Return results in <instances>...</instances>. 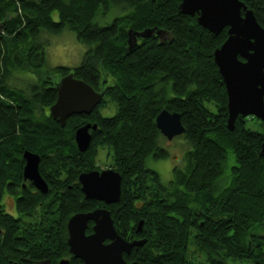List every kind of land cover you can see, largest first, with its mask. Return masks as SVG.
<instances>
[{
  "label": "trees",
  "instance_id": "16d2710c",
  "mask_svg": "<svg viewBox=\"0 0 264 264\" xmlns=\"http://www.w3.org/2000/svg\"><path fill=\"white\" fill-rule=\"evenodd\" d=\"M180 1L0 0V167L20 170L27 149L40 155L39 169L50 184L65 185L56 201L18 205L22 212L48 217L33 230L55 241L60 257L68 255V218L105 207L120 236L146 239L123 253L128 264H264V236L252 233L264 227V155L258 154L264 130L247 126L256 117L241 115L232 131L226 128L227 94L213 52L226 39L227 27L210 32L195 15L179 12ZM241 1L264 28V0ZM115 8L121 13L100 23ZM65 28L88 49L73 68L46 69L40 34ZM150 28L151 36L138 37L127 49L129 30ZM15 72L34 79L15 87L9 83ZM69 72L102 90L103 97L89 114H73L61 126L44 110L56 99L54 74ZM108 100L117 109L103 116L99 107ZM162 108L180 114L185 127L180 136L189 143L185 165L174 167L168 183L146 165L149 156H168L155 123ZM86 122L97 128L81 152L74 132ZM104 145L113 149L110 166L121 175L119 200L111 204L86 199L78 182L81 172L97 167ZM91 226L88 221L86 232ZM191 248L200 262L190 257ZM70 264L83 261L71 257Z\"/></svg>",
  "mask_w": 264,
  "mask_h": 264
},
{
  "label": "water",
  "instance_id": "95a60500",
  "mask_svg": "<svg viewBox=\"0 0 264 264\" xmlns=\"http://www.w3.org/2000/svg\"><path fill=\"white\" fill-rule=\"evenodd\" d=\"M178 10L182 14L196 15L199 25L218 34L227 27V37L213 52V59L222 76L227 94L228 117L226 128L232 131L238 115L254 116L261 121L264 130V28L258 23L252 10L241 0H181ZM153 28L142 31H128L127 49L137 43L138 37L151 36ZM157 35L160 31H154ZM103 80V84L106 83ZM56 99L49 106L53 120L64 126L73 114H89L101 103L103 91L95 90L90 84L69 72L55 84ZM155 123L160 133L168 140L185 132L176 111L162 108ZM96 123L87 122L76 128L74 139L79 151H85L91 141V131ZM259 156L264 155V136ZM25 164L23 174L38 187L47 191V185L40 176V156L30 150L23 152ZM81 191L86 199H95L105 204L118 202L121 193V175L113 168L90 170L78 175ZM88 221L92 231L86 232ZM143 220L136 231L142 230ZM68 251L84 264H127L123 253H129L133 246L146 242L145 238L127 240L116 231L110 211L97 207L86 212L71 215L66 222ZM60 264H68L61 259ZM130 264H140L133 261Z\"/></svg>",
  "mask_w": 264,
  "mask_h": 264
},
{
  "label": "flooded vegetation",
  "instance_id": "af4514ba",
  "mask_svg": "<svg viewBox=\"0 0 264 264\" xmlns=\"http://www.w3.org/2000/svg\"><path fill=\"white\" fill-rule=\"evenodd\" d=\"M44 111L49 113V109ZM90 131L92 132V130ZM25 150L27 149L21 153L23 164L20 170L6 166L0 167V264H60L61 259L68 260V264H70L71 257L74 256L68 250V255L56 256L58 245L55 241H51L50 238L46 242L41 241L39 239L40 234L33 230L38 221H47L48 217L32 214L26 210L22 212L19 209L20 206L18 205L23 207L24 204L37 203L38 206H42L39 199L54 198L58 190L56 189L57 183L50 184L48 182L49 175L46 174V177L43 175L39 169V164L40 176L47 185L46 192H41L31 179L24 177L25 160L23 152ZM94 169L102 170L103 168ZM67 189H71V186L69 185ZM13 208H15L14 214L10 213ZM26 226L33 229L27 230ZM37 235L39 236L37 237ZM48 253L51 254L47 256ZM195 258L199 259L200 255L197 254Z\"/></svg>",
  "mask_w": 264,
  "mask_h": 264
},
{
  "label": "rangeland",
  "instance_id": "374dc122",
  "mask_svg": "<svg viewBox=\"0 0 264 264\" xmlns=\"http://www.w3.org/2000/svg\"><path fill=\"white\" fill-rule=\"evenodd\" d=\"M117 13H121L120 9L115 8V10L109 11L107 14L104 15L100 23L110 22L111 19L114 17V15H116ZM52 17L55 20H57L58 14L56 11L52 12ZM40 41L43 43L44 46L46 69H51L57 65H63L73 68L79 65V63L82 60L84 52L88 49V45L78 41L75 33L68 28L63 29L60 33L57 34H51L49 32L43 31L40 34ZM13 75L14 78L9 83L13 84L15 87H22L28 81L29 79L28 77L33 78V75L31 73H26V72H15ZM54 75L56 76L57 81L61 78V76H59L58 74H54ZM110 82H112V79L110 80ZM53 103L54 102H52V104ZM116 109H117L116 103L110 100H108L104 105H101L99 107V111L103 116H112L116 112ZM247 126L252 129L262 128L261 121L258 118L248 119ZM160 144L161 146L167 149L168 156L159 159H154L153 157L149 156L146 158V165L156 170L159 173L161 180L164 183H168L173 178L174 167H183L185 165L186 163L185 151L189 147V143L183 136H176L171 140H168L164 137L163 139L160 140ZM112 159H113V149L109 145H104L102 147H99L98 154L96 156V165H97L96 168L97 169L112 168L110 166L112 163ZM232 162H233V158L231 155H229L227 159V164L230 165L232 164ZM227 172H228V168H226L225 170V173ZM63 186L65 185L57 183L56 189L58 190L56 191L55 196L58 195L59 189L63 190ZM10 213L14 214L15 208H13L10 211ZM26 229L31 230L33 228H29L26 226ZM37 233L40 234V236L37 235V237L39 236V239H41V241L46 242V239H48L46 237L47 234L41 232H37ZM252 233L264 236V227L259 228ZM190 251L195 252V254L191 256V258L196 259L195 257L198 254L196 253V250L195 249L193 250V248H191ZM59 253L60 250H57L56 255L58 257H60ZM196 260L200 262V259L197 258Z\"/></svg>",
  "mask_w": 264,
  "mask_h": 264
},
{
  "label": "bare ground",
  "instance_id": "6f19581e",
  "mask_svg": "<svg viewBox=\"0 0 264 264\" xmlns=\"http://www.w3.org/2000/svg\"><path fill=\"white\" fill-rule=\"evenodd\" d=\"M103 97V96H102Z\"/></svg>",
  "mask_w": 264,
  "mask_h": 264
}]
</instances>
